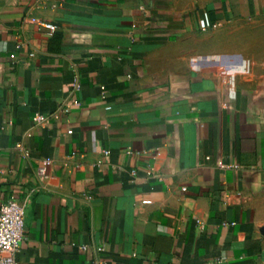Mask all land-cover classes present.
<instances>
[{
	"label": "crops",
	"instance_id": "obj_1",
	"mask_svg": "<svg viewBox=\"0 0 264 264\" xmlns=\"http://www.w3.org/2000/svg\"><path fill=\"white\" fill-rule=\"evenodd\" d=\"M11 196L19 264H264V0H0Z\"/></svg>",
	"mask_w": 264,
	"mask_h": 264
},
{
	"label": "built area",
	"instance_id": "obj_2",
	"mask_svg": "<svg viewBox=\"0 0 264 264\" xmlns=\"http://www.w3.org/2000/svg\"><path fill=\"white\" fill-rule=\"evenodd\" d=\"M39 26L47 29L50 33L56 29L55 25L43 21L39 22ZM209 27L202 25L203 30ZM33 120L39 123L43 121V118L35 116ZM16 149L20 150L21 146L17 145ZM44 163L48 164L50 161L46 160ZM43 172L44 170L41 168L40 173ZM28 202V198L18 199L15 196H11L0 203V264H19L17 253L24 240L25 214ZM142 203L147 204L149 202L143 201ZM82 249L86 250V247L83 246Z\"/></svg>",
	"mask_w": 264,
	"mask_h": 264
},
{
	"label": "rangeland",
	"instance_id": "obj_3",
	"mask_svg": "<svg viewBox=\"0 0 264 264\" xmlns=\"http://www.w3.org/2000/svg\"><path fill=\"white\" fill-rule=\"evenodd\" d=\"M205 43V40H203V42H201L200 44H204Z\"/></svg>",
	"mask_w": 264,
	"mask_h": 264
}]
</instances>
